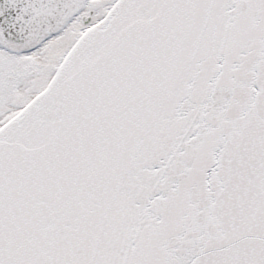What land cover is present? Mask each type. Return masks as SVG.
Instances as JSON below:
<instances>
[{"label":"snow or ice","instance_id":"1","mask_svg":"<svg viewBox=\"0 0 264 264\" xmlns=\"http://www.w3.org/2000/svg\"><path fill=\"white\" fill-rule=\"evenodd\" d=\"M0 264H264V0H0Z\"/></svg>","mask_w":264,"mask_h":264}]
</instances>
